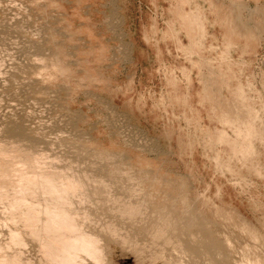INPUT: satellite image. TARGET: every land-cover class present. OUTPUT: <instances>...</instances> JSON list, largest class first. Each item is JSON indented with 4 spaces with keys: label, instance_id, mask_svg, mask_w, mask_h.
<instances>
[{
    "label": "rangeland",
    "instance_id": "obj_1",
    "mask_svg": "<svg viewBox=\"0 0 264 264\" xmlns=\"http://www.w3.org/2000/svg\"><path fill=\"white\" fill-rule=\"evenodd\" d=\"M208 7L0 0V158L85 176L69 197L104 245L91 264H264V0ZM5 187L0 260L48 264L41 195Z\"/></svg>",
    "mask_w": 264,
    "mask_h": 264
},
{
    "label": "bare ground",
    "instance_id": "obj_2",
    "mask_svg": "<svg viewBox=\"0 0 264 264\" xmlns=\"http://www.w3.org/2000/svg\"><path fill=\"white\" fill-rule=\"evenodd\" d=\"M247 125V124H246ZM251 130V129H250ZM6 131V130H5ZM50 132V131H49ZM2 134V133H1ZM2 137L4 135H1ZM1 137V138H2ZM5 137V136H4ZM6 138V137H5ZM4 138V140L7 142V144L9 145V147L11 146V143L9 144L8 141ZM8 138V137H7ZM3 139V138H2ZM1 139V140H2ZM0 140V141H1ZM11 141V140H10ZM22 142V141H21ZM20 142V143H21ZM25 143V142H24ZM3 144V143H2ZM6 144V143H5ZM4 144V146H6ZM14 144V142L12 143ZM23 144V143H22ZM3 147V145H1ZM0 146V147H1ZM13 146V145H12ZM11 146V147H12ZM7 148V147H5ZM16 148V147H15ZM3 149V148H2ZM10 149V148H9ZM34 149V148H33ZM50 149V148H49ZM13 150V148H12ZM11 150V151H12ZM255 150V149H254ZM2 151V150H0ZM11 151L9 150L8 154L11 155ZM14 151L17 152V150L14 149ZM19 151V150H18ZM25 152V151H24ZM29 152V151H28ZM34 152V151H33ZM38 152V151H36ZM11 153V154H10ZM21 153V152H20ZM23 153V152H22ZM27 153V152H26ZM25 153V154H26ZM0 154H3L2 152ZM5 154V153H4ZM19 154V153H18ZM24 154V153H23ZM33 154V153H32ZM35 154V153H34ZM38 154V153H37ZM35 154V155H37ZM14 156V153L12 154ZM11 155V156H12ZM16 155V154H15ZM20 155V154H19ZM17 155V156H19ZM22 155V154H21ZM29 155V153H28ZM254 155V154H253ZM1 156V155H0ZM5 156V155H4ZM9 158H5L3 157V159L0 158V190H3L4 188H6L5 186H12L11 189L14 190V188H18L16 189V191H18L19 194L23 195V194H30L32 193L34 195L35 192H38L42 202L43 207L40 208V217L39 220L37 221L39 225V229H38V240L36 239V241H39L40 244V248L42 249L43 254H45V256L47 258H49V262L48 264H91L90 262L87 261H98L99 259V255L102 254V252L104 251V245L102 243L101 237L99 236H95V235H91L89 234L83 227L82 225H80L78 223L79 221V217L76 213H74V209L76 208V206L73 204L72 198L69 197L70 192L73 191L74 188H77L79 186H82L81 183L83 184V182H81V180L79 178L82 177L81 172L80 175L81 177H73L72 179H70L69 175L66 173H62L61 170L56 171V169L54 168H47V169H40L41 172H38V174L35 176H24L17 174L16 172L18 171L19 173L21 171H19V169L21 170V168L18 167V165L20 166L21 161L19 162H13L10 159V156L6 155ZM12 156V157H13ZM23 156V155H22ZM34 156V155H33ZM38 156V155H37ZM36 156V157H37ZM25 159L27 157V159L30 158L27 155H24ZM31 158H33L32 156H30ZM36 157L34 159H36ZM55 157V156H54ZM15 158V157H14ZM17 158V157H16ZM39 158V157H37ZM42 158V157H41ZM24 159V158H23ZM44 159V158H43ZM91 159V158H90ZM98 159V158H97ZM16 160V159H15ZM21 160V159H20ZM40 160V159H39ZM27 161V160H26ZM28 161V162H29ZM32 161V160H31ZM36 161V160H35ZM27 162V163H28ZM52 162V161H51ZM55 162V161H54ZM19 163V164H18ZM24 163H26L25 161H23L21 164L23 167V165H25ZM26 163V166H27ZM30 163V162H29ZM42 163V162H41ZM59 163V162H58ZM57 163V165H58ZM31 164V163H30ZM35 164V163H34ZM43 164V163H42ZM37 165V164H36ZM40 165V163L38 164ZM51 165V164H50ZM54 165V164H53ZM71 165V164H70ZM100 165V164H99ZM30 166V165H28ZM47 166V165H46ZM36 167V166H35ZM33 166V168H35ZM39 168V167H38ZM38 168H35L38 169ZM98 168V166H97ZM23 169V168H22ZM25 169H27V167H24V172ZM30 169H32V167L30 166ZM30 169H27L28 171H31ZM34 170V169H33ZM68 170V169H67ZM73 170V169H72ZM76 170V169H75ZM91 170V169H90ZM89 170V171H90ZM23 171V170H22ZM63 171V170H62ZM97 172H95V175L97 177H102L103 181H101L99 178H97L95 176V178L98 179V181H101L104 185H106V187H114L116 189L115 193L112 194H116V199H117V195L119 196L123 189L126 188L125 184L123 182L120 181H116L114 180L113 177H111L109 174L107 177H104L105 175H100V172L98 170H96ZM30 173H26V174H30ZM36 172V173H37ZM64 172V171H63ZM23 173V172H22ZM77 173V172H76ZM94 173V172H93ZM66 174V175H65ZM33 175L34 171H33ZM72 176V175H71ZM89 176V175H88ZM127 176V175H126ZM16 177V178H15ZM85 177V176H84ZM82 177V178H84ZM92 177V178H91ZM66 178V180H65ZM81 178V179H82ZM87 178V177H86ZM89 178L91 180H93L94 175L89 176ZM94 178V181L97 179ZM127 178V177H126ZM85 179V178H84ZM90 179H86L89 180ZM130 179V178H129ZM128 179V180H129ZM83 180V179H82ZM88 181V183H89ZM130 181V180H129ZM100 182V183H101ZM87 183V182H86ZM91 183V182H90ZM93 183V182H92ZM95 184L97 182H94ZM93 184H91V186H95ZM98 182V184H100ZM87 186V185H86ZM102 186V184H101ZM3 188V189H2ZM84 188V187H83ZM86 188V187H85ZM101 188V187H100ZM105 188V187H104ZM103 189V188H102ZM5 190V189H4ZM93 190V189H92ZM104 190V189H103ZM15 191V193H16ZM95 191V190H94ZM140 191V190H139ZM10 192H12V190H10ZM9 192L6 193L9 196L11 195ZM1 193V191H0ZM13 193V192H12ZM2 194V193H1ZM0 194V196H1ZM5 194V193H4ZM14 194V193H13ZM17 194V193H16ZM14 194V195H16ZM31 194V195H32ZM7 195V196H8ZM30 195V196H31ZM32 195V196H33ZM36 195V194H35ZM132 195V194H131ZM13 196V195H12ZM12 196L10 198H12ZM17 198L19 199V195H16ZM15 196V197H16ZM28 196V195H27ZM28 196V198L30 197ZM31 196V197H32ZM3 197V196H1ZM0 197V198H1ZM14 197V196H13ZM21 197V196H20ZM25 197V196H22ZM30 197V198H31ZM6 198V197H5ZM3 198V199H5ZM16 198V200H17ZM35 198V197H33ZM2 199V198H1ZM7 199V198H6ZM8 200V199H7ZM15 200V199H14ZM4 201V200H2ZM115 201V200H114ZM7 202V201H6ZM11 202V201H10ZM19 204H28L26 200H23V198H21V200L18 201ZM116 202V201H115ZM118 202V201H117ZM9 203V202H7ZM17 203V202H14ZM13 203V204H14ZM17 204V206L19 205ZM16 205V204H14ZM36 205V204H35ZM33 206V205H32ZM39 206V205H38ZM14 207V206H13ZM13 209V208H12ZM26 209V208H25ZM32 209V208H30ZM36 209V208H34ZM33 209V212H34ZM20 210V209H18ZM119 210L121 212H127L129 217H132L134 215H138L139 212H141L142 207L140 204H133V203H129L127 201L126 207H121L119 208ZM13 211V210H12ZM23 211V210H22ZM32 211V210H31ZM27 212V211H26ZM26 212H23L24 214ZM38 212V211H37ZM9 213V212H8ZM17 213V212H16ZM16 213L14 214H10V219L13 220L16 218ZM21 213V212H20ZM19 213V214H20ZM22 213V215H23ZM29 215V213H26V215ZM38 215V214H37ZM87 216V214H86ZM35 217V216H34ZM23 218V217H22ZM137 218V217H136ZM17 219V218H16ZM27 219V218H26ZM29 219V218H28ZM18 220V219H17ZM22 220V219H21ZM25 222V220H23ZM22 221V222H23ZM30 221V220H28ZM36 221V220H35ZM1 222V221H0ZM27 222V221H26ZM30 223V222H29ZM17 224V223H16ZM32 224V223H31ZM115 225V224H113ZM31 227V226H30ZM35 228V226H34ZM28 229V228H26ZM12 232V231H11ZM19 232V231H18ZM36 234V233H35ZM26 236H31V233L28 232L27 234H25ZM36 238V237H35ZM12 240V239H11ZM18 241V240H17ZM13 245V244H12ZM4 246H2L1 249H3ZM17 247V246H16ZM2 252V250L0 251ZM2 254V253H1ZM42 254V253H41ZM3 255V254H2ZM1 255V257H2ZM5 255V254H4ZM18 255V254H17ZM21 255V254H20ZM23 255V254H22ZM165 255V253H164ZM166 257V256H165ZM2 259V258H1ZM30 260V259H28ZM38 261V260H37ZM0 264H19V258L17 256H13L12 258H7L5 257L4 260H0ZM39 264V263H38Z\"/></svg>",
    "mask_w": 264,
    "mask_h": 264
},
{
    "label": "crops",
    "instance_id": "obj_3",
    "mask_svg": "<svg viewBox=\"0 0 264 264\" xmlns=\"http://www.w3.org/2000/svg\"><path fill=\"white\" fill-rule=\"evenodd\" d=\"M226 1V0H225ZM229 3H232V1L233 0H227ZM237 1H244V0H237ZM217 2H218V0H209V4H211L212 3V7L210 8V7H208L209 9H208V15H207V10H206V12L204 11V15L208 18V20H211V19H215L216 17H217V15H216V5H217ZM209 6V5H208ZM232 6V5H231ZM232 8V7H231ZM197 10L198 11H200V12H202L203 13V11L201 10V7L199 8V6H198V8H197ZM198 15L200 16V18H203V15H200V13L198 12ZM198 16V17H199ZM210 23V22H209ZM207 29H208V34L210 35V33H211V28H210V26H207L206 27ZM202 33L204 34L205 33V28L202 26ZM215 34H216V32H215Z\"/></svg>",
    "mask_w": 264,
    "mask_h": 264
}]
</instances>
